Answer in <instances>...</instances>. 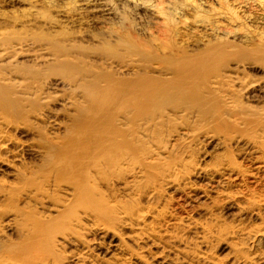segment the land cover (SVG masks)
Listing matches in <instances>:
<instances>
[{
  "label": "bare ground",
  "instance_id": "bare-ground-1",
  "mask_svg": "<svg viewBox=\"0 0 264 264\" xmlns=\"http://www.w3.org/2000/svg\"><path fill=\"white\" fill-rule=\"evenodd\" d=\"M13 1L0 0V4ZM66 1L27 0L28 20L22 24L50 31L65 24L87 26L81 14L90 16L91 24L121 23L128 15L135 21L133 30L139 33L143 32L144 23L161 17L184 25L190 18L193 27L215 34L200 16L204 9L210 10L211 0H118V4L111 0H78L76 4L68 2L70 7ZM218 2L232 13L239 12L240 18L234 14L237 19L247 22L256 19L259 23L264 19L253 15L254 11L264 9V0ZM42 5L55 14V19L38 18ZM108 36L115 42L103 47L105 54L112 55L121 49L132 52L113 33ZM85 37L95 41L90 35ZM77 40H81V34L65 40L70 47L67 50L52 36L50 42L61 49L57 53H51L47 47L40 49L46 51L47 62L40 71L14 80L0 74V173L16 181L0 182V264H147L144 254L155 249L161 250L154 254L156 264H186L190 258L197 264H213L207 225L189 216L156 213V206L152 205L142 210L140 203L133 200L136 185L155 175L154 183L161 192H157L154 184L152 188L149 186L145 193L147 201L161 199L159 193L167 188L194 206L219 199L238 209L244 217L248 209L239 207L235 195L219 189L246 176L256 179L264 175V108L253 110L250 104L242 106L241 101L238 105L235 100L238 88L222 92L227 67L219 48H208L194 56L187 50L177 55V59L173 54L174 61L167 59L160 63L167 70L148 77L144 70L130 69L109 57L97 59L94 65L81 60V55L75 53L81 52L75 45ZM18 45L34 48L37 44ZM3 52L4 56L9 54L7 49ZM138 64L133 67L141 66ZM212 65L216 70L212 71L211 75L215 74L212 80L204 76L197 84L194 76L187 74L196 67ZM112 70L132 77L115 76L116 71ZM17 136L29 141L21 142ZM192 145L201 146L198 149L203 156L207 155L204 148L211 147L214 163L195 164L191 169L188 164L192 160L186 162L183 158L188 153L186 147ZM230 146L239 149L240 158L251 161L253 173H244L232 156L222 154ZM178 154L185 161L179 158L180 172L165 160ZM24 156L33 158L37 164L24 166ZM162 160L170 167L163 170ZM191 175L206 182L207 189L192 185L187 178ZM100 184L106 192L118 189L121 196L133 202L119 199L116 202L113 195L115 200L108 201ZM217 201L213 205L217 206ZM194 208L200 217L211 216L209 208ZM119 228L129 233L124 237L132 248L119 239ZM241 230L252 236L251 232ZM7 231L18 233L19 241L3 242ZM256 236L264 238L260 232L253 234ZM104 246L108 247L105 253L111 255L105 263L98 255L104 252ZM236 247L231 249L229 264H264V250H254L249 256Z\"/></svg>",
  "mask_w": 264,
  "mask_h": 264
},
{
  "label": "rangeland",
  "instance_id": "rangeland-1",
  "mask_svg": "<svg viewBox=\"0 0 264 264\" xmlns=\"http://www.w3.org/2000/svg\"><path fill=\"white\" fill-rule=\"evenodd\" d=\"M71 1L74 2L75 4L76 2H78V0H67L66 3L69 4L67 6L70 7V3L68 2H71ZM111 1L113 3L118 4V0H111ZM153 1L157 2L158 0H153ZM261 9L262 10L254 11L253 15L261 16L264 18V9L263 8ZM27 11H28L27 0H14L11 3L7 2L2 5L0 4V74L5 76V78L7 79L14 80L18 77H21L22 75L40 71L42 68L46 66V63H47L44 58L46 51L40 50V49H45V47H47L50 49L51 53H57L60 47L62 49L67 48L68 50V48L70 47L66 45L67 42L65 40L72 38L73 35L77 36L79 34H81V40H77L78 42L75 45L78 46V49L81 48V52L80 50H78V52H75V53H79L81 55V60L94 65L97 59L99 58L104 59L106 57H109V58H112L117 63L121 64L122 62L121 65H127L130 69L144 70L146 72L145 75L148 77L157 76L159 73H161V70H167V68H165L164 65L160 66V63L162 62V60L169 59L171 61H174L175 58L176 59L178 58L176 57L177 55L179 56L181 53L186 52L187 50L188 52L193 51L192 54L190 52V55L194 56L200 52H203L204 50L208 48H219L220 54L224 56L222 57V60H223L222 62L228 68V69L226 68V70L223 72L224 73L223 75L226 79L224 80L225 88L223 87L224 90L222 92H232V91H235V88L236 89L238 88L239 90L235 91V92H238V96L235 97V100L237 99L238 105L240 104L239 102L241 101L242 106L245 105V107H250L251 105L250 108L253 110H255L254 109L255 107H257V109L259 107L264 108V95H263L264 93H262L263 88H264V24L262 23L264 19H262L263 21L260 19L262 23L256 22V19H254L255 21L252 19L249 22L245 21L244 19H237V18H240L241 14L237 11L236 13H232L228 11L227 9H224L223 7L219 5L218 0L217 1L211 0L210 10L204 9L202 13L200 14L202 21L204 22L207 21L206 23L209 24L210 27L215 31V34H212V35L209 33L201 32L200 29L193 27L192 26L193 19H190L189 17H188L189 19H186V25H184L181 22L173 23V21L171 22L170 20L164 17H161L160 19H155L151 23H147V22L144 23L143 32L136 33L132 28V25L135 23V21H133L132 18L129 17L128 15L123 17L124 19H123V22L121 23H118V22H108L107 23L106 22L107 24L106 23L91 24L92 19H90V16L86 14L85 15L81 14V17L84 18L83 20L87 22V26L85 27L81 26L80 28L77 26L75 27L67 26L65 24L55 30L49 31V30L43 29L35 25L27 26V25L22 24L23 21L28 20ZM230 13L232 15H230ZM234 14H236L237 18L235 17ZM233 15L235 19L233 18ZM54 16L55 14H53V12L49 8L42 5V7L40 8L38 18L55 19ZM260 20L257 19V21H260ZM186 26L190 27L191 29L187 30ZM110 33H113L119 39V41L123 42L125 45L130 46L133 49L132 52L130 50L121 49L119 51L114 52L113 53L114 56L113 54L112 55L105 54L104 51L102 50L103 47L107 46L108 43L109 44L111 43V45L112 44L114 45V42H115L114 40L113 42L112 40L108 38L109 37L108 35ZM87 35L92 36L95 39V41H92L86 38L85 36ZM52 36H53V39L55 37V40L57 42L58 40L62 42V43L59 42L60 47L53 46V44L50 42V37ZM56 37H58L59 39L57 38L58 39L57 40ZM26 42H30V43L36 42L37 45L34 48L33 47L21 48L18 45L19 43H26ZM4 49H7L9 53L6 56H4V52H3ZM147 50L149 51L147 52ZM124 51L127 52L128 55H126V53H123ZM135 51L138 53L143 52L142 53L143 55L139 56V54L136 53ZM221 51H223L224 53ZM169 52L172 56L171 55L169 56ZM175 52H178V53H175ZM173 54H176L175 58H172ZM144 59L145 61L142 62ZM132 60H136V62ZM133 62L136 64H133ZM138 63L141 64V66ZM137 64L139 66L135 68ZM235 67H240V68L239 70H234ZM213 70L216 72L213 65L208 66L207 68L198 67L197 69L196 67V70L187 71V74L194 76L195 83L198 84L204 80V76L205 77L207 76V78L210 77L209 79L211 80L214 79L215 74L211 75ZM112 71L113 72L116 71L117 73L116 72L115 74L113 72L112 73L115 76H118L121 78L122 77L123 78L132 77V75H125L123 73L120 74V71H117V70H112ZM196 71L199 72L200 76L199 74H197L198 72ZM201 71L205 73V75ZM229 81L230 83H228ZM239 85L242 87H240ZM248 86L252 89H249ZM246 87H248V89H246ZM244 88L246 89V91ZM240 90L243 91V92L241 91V94H240ZM260 90L262 91L260 92ZM64 92L69 93L68 91H65V90ZM249 92L251 93L250 96H248ZM49 93L54 94V91L50 90ZM252 94L257 95V98H255V95L252 96ZM251 96L253 97V100L255 101H253L252 98L250 100ZM256 103H257V106H256ZM246 104H248V106H246ZM252 105H255V106L252 107ZM18 138H20L21 142L29 141V139L27 140V138H21V137H18ZM200 147L199 146L197 147L196 145L194 146L192 145L190 146V148L188 147H186L187 149L185 148L186 151H188L187 153L188 155L185 154L183 159L186 162H190L192 160L188 164V165H191L190 167L191 169L195 167V164H198L199 166H203L204 164L210 165L214 163L215 157L214 156L212 157V154H211L212 148L205 147L203 151L206 152L207 155L204 154L203 156L202 154L203 152L200 153L199 151ZM238 150L239 149L237 147L230 146L228 149L222 152V154L223 155L227 154L229 157L232 156V159L236 163L238 162L237 165L242 169V171L244 170L243 171L244 173L246 174L253 173L252 166L250 164L251 161H249L248 159L240 158L238 156V152H239ZM179 155L180 154H178L177 156L176 155L172 156L170 159L168 158L165 159L166 157L165 158L163 157V159L166 160L168 165L171 164V166L175 168L177 167L176 169L179 171L182 167L181 164L179 163H182V161L185 162L183 159H181V157H179ZM179 158L182 161L179 160ZM32 159L33 158L31 157L24 156L22 160L23 165L32 166V165L37 164V162L35 163V161H33ZM164 162L163 160L161 162L164 164L163 170L170 167L166 165V163ZM22 163H21V166H22ZM263 176L264 175H261L259 178H256V179L246 176L245 178H241L239 181L235 182L234 185L233 184L229 185L228 186L229 188L227 187L224 189L223 188L219 189L220 191H223L224 193L226 191V194L232 193L233 194V195L231 194L232 196L235 195V197H237L236 199L238 200L239 207L242 209H246V210L248 209L247 210L248 212L247 214H245L244 217L240 216V214L238 213V209H232V207L230 208L227 204L221 203L219 199H214L216 197L213 194H212L213 199H214L213 203L212 202L210 203L202 202V205L204 204L203 205L204 208L211 209L210 210L211 216L206 217V218L196 215V212H195L196 210H194L195 209L194 207H198V206L203 207V206L201 205L194 206L196 204H190L188 202L186 203L183 197H181V195H177L176 192L174 193L173 189L172 191L171 189H167V188L163 189V192L159 193L161 199H158L157 198L158 195H157L156 197L157 200L147 201L145 193L148 191L149 186L150 188H152L154 184L155 185L154 188L157 189V192H161V189L157 186L158 184H156V182L154 183V179L157 178V176L155 175H153L154 179L153 177L152 178L150 177L147 180L148 182L143 180L142 183L140 182L139 184H137L138 186L136 185V188L138 187L137 189L140 191L138 192V190L137 191L135 190L136 192L134 195L135 199L133 198V200H136V203L138 202L137 204L140 203L139 205L142 210L152 205L153 207L156 206L155 207L156 213L166 211L170 214L175 213L177 217L189 216V217H193L194 220L198 221L199 223L205 226L207 225L206 228L208 227V230L210 233L209 235H207L208 240L212 244L210 245L211 246L210 254L213 257L212 259H214L212 260L213 264L215 263L229 264L231 249H234L236 246H237L236 248L240 247L242 249V252L249 256L253 253L254 250H257V249L258 250L260 249V251L264 250V245H263L264 238H260L257 236L256 238L253 237V234L255 233L258 234V232L264 234V207L262 205L264 204L263 203L264 202V177ZM187 178H189L188 180L191 182L192 185H195V187H198V188L200 187V188H203L204 190L207 189L206 182L204 181L201 182L200 180L196 179L193 175ZM2 181H6L9 184L16 183V181H13L9 177L4 175L3 173H0V182L2 183ZM143 185L144 186L146 185V187H144ZM101 188L102 187L100 184V189ZM102 189H101V192L104 193L105 198L107 197L106 199H108V201L110 199V202L113 201L114 198L116 199V200L114 199L116 202H119L118 199L122 200L121 202H125V203L133 202L131 201L132 199H130L129 197L126 198V196H123V195L121 196L118 189L116 188L113 189L114 191L112 190L110 192H106V190L104 189L103 191ZM141 191L143 192V194L141 193ZM113 192L114 194L116 193V195L112 194ZM137 194L138 196L136 197ZM112 195L113 197L114 196L115 197L113 198ZM216 201H217V206H215L216 203L215 205H213L214 202ZM255 202L256 204H253ZM245 206L247 207L245 208ZM3 208H5V206H1V209ZM251 212L256 213V216L252 215ZM242 218H244V220H242ZM241 229H245L246 232H251L252 236L249 237L247 233H244ZM126 232H127L126 230L124 231L120 228L117 231L118 235H120L119 239L123 241L125 240V243H128L127 245H130L131 247L132 246L131 243L124 237L126 234H129ZM16 235H19V234L18 233L16 234V232L14 233V232L7 231L5 233V237L2 238V241L5 243L7 242L8 244L14 241L18 242L20 237ZM106 247L107 246H104V249H103L104 252L98 253L100 259L104 260L102 261L104 263L106 262V260H109L110 258L109 256H111L105 253V251L108 249V247L107 248ZM158 251L161 252L160 249H157V250L155 249L153 251H150L144 254L147 264H156V262L154 261L155 259L153 257H154V254L157 253ZM207 251L208 250H206V252ZM69 252L70 251L66 253L69 254ZM63 254L64 252H60V255H63ZM178 255L179 257H182V255L180 254ZM187 263L194 264L195 262L191 261V258H190L186 260V264Z\"/></svg>",
  "mask_w": 264,
  "mask_h": 264
}]
</instances>
